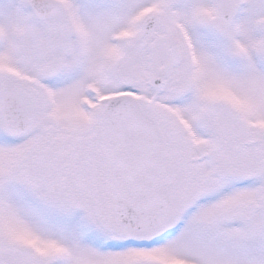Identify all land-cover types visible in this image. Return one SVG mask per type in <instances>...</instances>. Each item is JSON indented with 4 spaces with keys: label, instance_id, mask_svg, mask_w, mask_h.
Wrapping results in <instances>:
<instances>
[{
    "label": "snow or ice",
    "instance_id": "snow-or-ice-1",
    "mask_svg": "<svg viewBox=\"0 0 264 264\" xmlns=\"http://www.w3.org/2000/svg\"><path fill=\"white\" fill-rule=\"evenodd\" d=\"M0 264H264V0H0Z\"/></svg>",
    "mask_w": 264,
    "mask_h": 264
}]
</instances>
